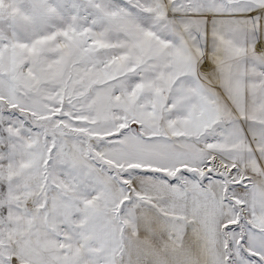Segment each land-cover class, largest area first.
<instances>
[{
	"label": "snow or ice",
	"instance_id": "obj_1",
	"mask_svg": "<svg viewBox=\"0 0 264 264\" xmlns=\"http://www.w3.org/2000/svg\"><path fill=\"white\" fill-rule=\"evenodd\" d=\"M0 264H264V0H0Z\"/></svg>",
	"mask_w": 264,
	"mask_h": 264
}]
</instances>
